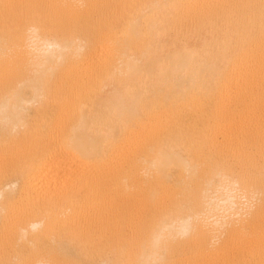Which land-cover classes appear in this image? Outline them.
I'll return each mask as SVG.
<instances>
[{
  "label": "bare ground",
  "instance_id": "bare-ground-1",
  "mask_svg": "<svg viewBox=\"0 0 264 264\" xmlns=\"http://www.w3.org/2000/svg\"><path fill=\"white\" fill-rule=\"evenodd\" d=\"M0 264H264V0H0Z\"/></svg>",
  "mask_w": 264,
  "mask_h": 264
}]
</instances>
